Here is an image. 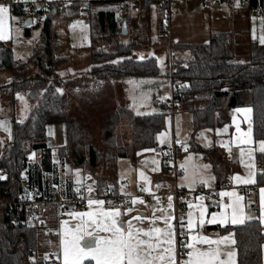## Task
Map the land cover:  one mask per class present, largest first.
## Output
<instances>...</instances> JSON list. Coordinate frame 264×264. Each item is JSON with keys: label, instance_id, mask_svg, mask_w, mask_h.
<instances>
[{"label": "trees", "instance_id": "trees-1", "mask_svg": "<svg viewBox=\"0 0 264 264\" xmlns=\"http://www.w3.org/2000/svg\"><path fill=\"white\" fill-rule=\"evenodd\" d=\"M257 1L250 0V5L254 6ZM103 5L106 6L94 10H91L93 5H90V44L81 47V50L89 52L91 67L88 74L92 80L91 88H96L88 90L89 96L83 98L88 104L98 98L107 83L127 77L161 75L156 57L137 59L133 56L138 48L137 42H121L126 13L121 17L117 6ZM80 7L81 3L76 0L71 13L62 9L56 10L55 14H62L66 19L79 17ZM11 10L13 16L26 12L20 6L11 7ZM55 14L52 12L44 21L41 39L27 62L17 60L12 47L0 42V72L12 76V80L1 84L0 88L8 86L13 93L26 95L35 103L23 122L13 119V137L6 148L2 147L0 140V168L5 174V178H0V264H60L57 259L51 261L45 257V252L53 253L57 247L55 235L47 232L53 225L51 218L49 222L42 215L47 221V228H43L38 220L29 221L25 211L21 212L23 221H20L16 219L18 209L10 211L2 206V203H16L24 199L30 188H36L41 198L46 192L51 195L52 184L57 182V176L52 174L57 171V164L54 162V147L48 143L50 124L61 122L66 129L67 142L58 148L57 156L68 161L71 168L82 167L93 174L98 195L107 198L120 195L121 187L115 168L117 159L132 154L134 160L138 150L156 148V136L166 121L167 114L163 112L140 115L124 105H117L103 118L100 136L96 139L90 124L81 116L73 117L74 100L67 93L65 84L66 76L73 73L66 71L65 76L61 74L62 67L71 57L59 54L56 50L58 32L54 25ZM27 33L30 34L29 30ZM185 48L191 52L189 62L184 64L173 57V71L169 76L177 107L189 104L194 130L221 123L216 112L219 99L229 97L226 108H232L239 104L237 94L249 91L251 99L246 104L253 109L254 135L256 139H264V44L252 46L250 61L246 63L234 60L231 32L213 33L207 43ZM34 65L36 72L27 76ZM80 91L84 92V89L81 87ZM80 93L78 91L76 95L81 97ZM197 101H204L207 105H191ZM122 123L125 129L120 128ZM127 135L131 136V144H122L120 139ZM197 150L213 161L219 187L227 184L228 178L222 177L212 157L218 148L198 146ZM34 152L40 154V159L35 162L30 159ZM263 158L259 156V162ZM22 181L27 183V187H21ZM257 183L264 185V171L258 174ZM74 185L71 181L70 194L75 189ZM57 196H60L59 192ZM210 206L216 208L211 201ZM221 230L234 231L238 264H264V225L259 218ZM83 264L93 262L87 260Z\"/></svg>", "mask_w": 264, "mask_h": 264}, {"label": "crops", "instance_id": "crops-1", "mask_svg": "<svg viewBox=\"0 0 264 264\" xmlns=\"http://www.w3.org/2000/svg\"><path fill=\"white\" fill-rule=\"evenodd\" d=\"M0 5L9 9L4 17L3 26L0 28V35L4 37L0 39V42L6 43L13 39L15 17L11 7L3 3ZM104 6L106 5H93L91 10L93 8L101 9ZM254 6H259L264 12V0H258ZM250 7L251 5L245 0H237L235 6H231L226 0H179L170 5L171 16L167 22L155 2L135 4L130 6L125 17L128 20V41L135 40L137 42L139 55H150V57L157 59L161 55L158 46L163 42L166 44L162 53L171 55V68L168 70L167 76L172 88L169 74L173 71V57L187 64L191 58V52L185 47L207 43L213 33L231 32L235 48L234 60L241 63L250 61L252 46L264 44L261 43V38H264V14L252 13ZM72 11L73 8L67 12L71 13ZM55 13L54 10L53 14ZM57 15L55 14V17ZM119 15L123 17L125 14L120 13ZM64 19L66 20V28H68L65 45L69 48L68 52L72 56L71 53L80 52L82 51L81 47L90 44L89 12L82 14L80 11L79 17ZM167 24L169 32H165ZM66 71L69 72L70 70ZM250 99L249 91L240 92L237 94L239 104L232 108H226L229 97L219 99V107L216 112L221 123L198 131L194 130L193 115L190 108L187 107L186 110L182 111L180 104L172 113L173 117L170 114L166 116L165 125L156 136L158 144L156 148L138 150L134 160L132 154L119 157L115 168L121 189L120 195L116 196H120L123 202L129 204L127 208L123 206L114 208L111 200L98 195L97 187L88 193L83 184L76 183L72 176L73 171H66L67 164L62 165L61 168L57 167V171L52 172L57 176V182L52 184V187H58L60 195L68 197L70 196V182L72 181L75 187L83 188L85 198V205L80 208L72 207V218L63 220L58 225L56 216L55 219L54 215L49 216L46 208H43V214L47 220L50 222L51 218L53 222L52 227L58 228L57 233L54 234L57 239V247L53 252L56 254L58 262L64 264V245L66 241H71L72 234L76 231V225L87 220V217L81 218L76 215L77 213L92 212L102 219L100 213L119 209L121 215L118 220L125 226V230H127V223L130 222L133 230L142 229L152 232L151 236H145L141 233L139 238L153 245V248L150 249L153 256H166L164 249H167L169 245L164 241L170 238L168 233L171 231L176 264H180L178 234L180 228H183L187 244L195 243L191 240L192 236L221 241L219 245L195 243V247L201 251L219 248L220 259L222 260H228V253L231 252V264H238L234 231L221 230V228L228 226L241 225L231 223V206L238 205L243 209V212L238 213V215H242L244 222L259 218L264 225V191H262L264 185L257 183L258 174L264 171V158L263 161L259 162V156H264V153L259 150V143L264 139H256L254 135L253 109L246 104ZM176 113H183V117H181L187 119V122L182 126L174 118ZM188 115H190L189 118H186ZM249 128H251L250 137L247 135ZM49 137L53 147L59 148L66 145L65 125L61 122L50 124ZM245 140L250 142L244 143ZM182 143L185 144V152L178 154L176 161L172 159L165 162L162 152L171 149L175 144ZM198 146H216L218 148L212 157L218 165L222 177L228 178L227 184L219 187L213 161L206 157L203 152L197 150ZM53 153L56 164V158L59 156L56 152ZM250 164H254V167H249ZM177 167L184 168L186 174H177ZM236 177H240V179H236ZM246 180L253 182L245 183ZM201 183L204 184L203 188L200 187ZM160 186L166 190L164 197L158 192ZM176 188H184L192 195L191 201L185 208H180L178 205V200L174 195ZM141 192L144 194L142 195ZM221 193L231 195L222 196ZM51 196L52 194L46 192L43 198H50ZM223 198L227 201L222 202ZM134 199L137 201L136 203H132ZM147 199L149 205L145 204ZM89 200L103 201L104 203L102 205H89ZM210 201L216 206L215 209L211 208ZM129 209H131L130 212ZM201 211L204 212L202 224L200 223ZM213 214L217 217L216 223L210 222ZM222 215L228 219L227 224L219 223ZM189 219L193 221L191 229L188 227ZM155 228L163 229V232L157 234L154 231ZM89 231L92 232V235L84 236L81 241L82 246H89L101 236H109L108 233L94 230L91 227ZM225 237L228 239L225 240ZM87 260H91L95 264V261L90 258H86L82 264ZM155 264H161V262L156 261ZM163 264H167V260Z\"/></svg>", "mask_w": 264, "mask_h": 264}, {"label": "rangeland", "instance_id": "rangeland-1", "mask_svg": "<svg viewBox=\"0 0 264 264\" xmlns=\"http://www.w3.org/2000/svg\"><path fill=\"white\" fill-rule=\"evenodd\" d=\"M13 28L12 41L6 42L12 47L14 56L17 60L27 62L36 46L41 39L42 29L44 22H40L37 18H34L30 12H25L24 15H16ZM28 18H33V24L30 26L25 25V21ZM66 20L61 14H58L54 18V25L58 31V39L56 50L59 54L70 56L71 59L65 63L61 69L62 75H66V70H70L71 75H67L65 78L67 93L71 94L74 107L71 115L73 117H82L92 127L93 134L96 139L100 136V128L103 118L108 112L113 110L117 105H124L130 108L135 114L146 115L156 112H163L172 116V104L170 99L172 98V88L170 85V79L167 76L168 70L171 68V55H165L162 50L165 49V43L163 42L158 46L160 49V57L158 58L161 75L157 77H127L115 80L113 83H107L100 91L98 98L91 104L83 101V98L89 96L88 90H95L91 88L92 80L88 74V69L91 67L88 58L89 52L82 50L80 52L71 53L68 52L69 48L65 43L67 40ZM28 28V29H27ZM29 30V33H27ZM128 36L120 35L121 42H127ZM164 44V45H163ZM71 51V50H70ZM74 55V56H73ZM137 59H146L150 57L139 55L138 49H136L134 55ZM173 67V66H172ZM36 66L32 68L26 74L32 75L36 72ZM163 76V77H162ZM12 80L10 73L7 75L0 72V85L9 83ZM84 89V92L80 91V88ZM78 91L81 92L78 97ZM35 103L32 102L26 95L20 93H13L12 89L8 86L0 88V140L2 147L6 148L12 141L13 137V119L23 122L31 113ZM188 103L181 104V110H186ZM191 105L195 107H203L207 105L206 102H193ZM177 109V108H176ZM179 109V110H180ZM180 110V111H181ZM183 113H176L175 120H178V124H185L187 119L182 118ZM188 115L186 118H189ZM173 117V116H172ZM121 129H125L124 123L120 125ZM131 136L127 135L120 139L121 143L128 142L131 144ZM120 138V137H118ZM60 148V147H59ZM53 152H58L57 146H54ZM31 161H37L40 159L39 153H32L30 155ZM57 167L61 168L62 165L67 164L66 171L72 170V176L76 183L83 184L88 193L93 188L97 187L96 179L90 172L84 171L82 167L71 168L70 164L66 160H62L61 157L56 158ZM59 163V164H58ZM0 177L5 178V174L0 168ZM42 208H46L49 216L55 215V205L48 202L44 203ZM49 252H45V257L48 258Z\"/></svg>", "mask_w": 264, "mask_h": 264}, {"label": "snow or ice", "instance_id": "snow-or-ice-1", "mask_svg": "<svg viewBox=\"0 0 264 264\" xmlns=\"http://www.w3.org/2000/svg\"><path fill=\"white\" fill-rule=\"evenodd\" d=\"M8 12L9 9L6 6L0 5V28H2L4 17ZM3 38V35H0V39ZM261 43H264V38H261ZM247 135L250 137L251 128H249ZM249 142V140L244 141V143ZM259 150L261 153H264V141H260ZM249 155L251 156V153H249ZM249 167H254V164H250ZM236 179H240V177H236ZM251 182L253 181H245V183ZM221 195L223 196L231 194L221 193ZM169 199L171 200V197ZM136 202L137 201L135 199L132 201V203ZM103 203V201L89 200V205H102ZM169 207H171V205H169ZM128 211L130 212L131 209ZM242 212L243 209L238 205L231 206V223L233 225L244 223L242 215H238V213ZM76 215L81 218L87 217V220L84 223L76 225V231L72 234L71 241L65 242L63 251L64 264H82L86 258L94 260L95 264H155L156 261H160L161 264H163L165 260H167V264H176L175 251L172 247L174 240L171 238V231L168 233L170 238L167 241H164L169 245L167 249H164L166 256H153L150 251V249L153 248V245L139 238L141 233H143L145 236H151L152 232L144 231L142 229L133 230L130 222L127 223V230H125V226L118 220V217L121 215L119 209H113L100 213V216L103 217L102 219L98 218L97 215L92 212L77 213ZM189 215H191V213H189ZM203 215L204 212L201 211V224L203 223ZM210 222H217V217L215 214H213L212 220ZM219 223L227 224L228 219L222 215ZM90 227L94 230L108 233L109 236H101L89 246H82L81 241L84 239V236L92 235V232L89 231ZM188 227L189 229L193 227V221L191 219L188 221ZM154 231L155 233L160 234L163 232V229L155 228ZM224 239L227 240L228 238L225 237ZM191 240L195 243H204L209 245H219L221 242L210 240L207 237L197 236H192ZM195 243H188L186 245V247L191 249V251L187 253L188 259L183 261L182 264H231V252L228 253V260H222L220 259L219 248L201 251L195 247Z\"/></svg>", "mask_w": 264, "mask_h": 264}, {"label": "built area", "instance_id": "built-area-1", "mask_svg": "<svg viewBox=\"0 0 264 264\" xmlns=\"http://www.w3.org/2000/svg\"><path fill=\"white\" fill-rule=\"evenodd\" d=\"M76 0H0V3H3L9 7L20 6L25 9L26 12H30L34 18H37L38 21L44 22L48 16L52 14L54 10H67L71 11L73 8V4ZM81 3L80 11L82 14H88L89 6L94 4H109L117 6V9L120 13H126L130 6L135 4H144L148 1H153L156 3L158 8L162 11L165 20L168 22L171 16L170 5L178 2L179 0H77ZM231 6H235L237 0H226ZM248 4H250V0H245ZM252 13L263 15L264 12L259 8V6H251L250 7ZM165 32H169L168 24L166 25ZM172 104V112L177 108V103L173 99L171 100ZM185 152V144H175L171 149L164 150L162 152V157L165 162H169L174 159L177 160L178 154H182ZM177 174L184 175L186 174V170L184 168L176 169ZM21 187H27V183L25 181L21 182ZM200 187L203 188L204 184H200ZM159 194L161 196H165V188L160 186L158 188ZM50 193L52 196L50 198H41L40 192L36 188H30L26 192V197L24 199L16 202V203H2V206L9 208L10 211H14L18 209L16 213V219L23 221L22 211H25L28 215L29 221L33 222L38 220V223L41 227L47 228V221L42 217L43 215V204L44 203H52L55 205L56 209V223L60 224L63 220H70L72 218V207H83L85 205L84 198V190L81 187H75L70 196H57L58 187L53 186L50 189ZM143 195L144 193L141 192ZM175 197L178 200V205L180 208H185L186 205L191 201L192 195L191 193L184 188H176L174 192ZM107 199L113 204L114 208L129 207L127 202H123L120 196H109ZM227 199L223 198L222 202H226ZM145 204L149 205V200H145ZM58 228H48L47 232L49 235H54L57 233ZM187 241L185 239V230L180 228L178 234V250L180 256V264L183 261L187 260L188 248L186 247ZM49 260L55 261L56 254L50 253L48 256Z\"/></svg>", "mask_w": 264, "mask_h": 264}, {"label": "water", "instance_id": "water-1", "mask_svg": "<svg viewBox=\"0 0 264 264\" xmlns=\"http://www.w3.org/2000/svg\"><path fill=\"white\" fill-rule=\"evenodd\" d=\"M55 12H56V10H55ZM32 24H33V18H28L25 21V25L27 27L32 25ZM121 33H122L123 36H127L129 34L128 22H127L126 19L122 23ZM49 64H50V62H49ZM48 143H49L50 146H52V140L51 139H49Z\"/></svg>", "mask_w": 264, "mask_h": 264}]
</instances>
